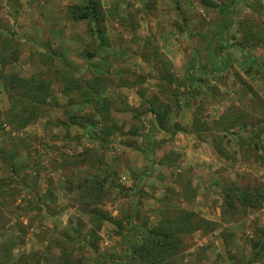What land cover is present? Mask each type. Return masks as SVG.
<instances>
[{"label": "rangeland", "instance_id": "rangeland-1", "mask_svg": "<svg viewBox=\"0 0 264 264\" xmlns=\"http://www.w3.org/2000/svg\"><path fill=\"white\" fill-rule=\"evenodd\" d=\"M88 1L0 0V264H106L182 212L163 264H264V0Z\"/></svg>", "mask_w": 264, "mask_h": 264}, {"label": "trees", "instance_id": "trees-1", "mask_svg": "<svg viewBox=\"0 0 264 264\" xmlns=\"http://www.w3.org/2000/svg\"><path fill=\"white\" fill-rule=\"evenodd\" d=\"M72 18L78 21L95 22L102 19V9L96 0H89L84 7H73L70 11ZM234 12H232V15ZM230 22L229 27H232ZM45 93V87L38 89L31 87L29 93L24 94L30 101H35L37 106L41 103L37 99L41 96L37 93ZM44 101V100H43ZM165 120V114L156 116V123L160 130L169 131L171 128L167 125L164 129L162 121ZM224 207H229L237 214H245V208L255 209L260 207V197L252 192H243L238 188L228 191L223 198ZM241 212V213H240ZM206 225V223L193 214L182 212L175 216H164L154 227L147 230L142 237L140 246L133 249L132 260L137 264H163L172 258L180 255L183 250V239L192 235ZM260 239H264V234H259ZM260 244L252 245L255 250ZM20 260L17 263L19 264Z\"/></svg>", "mask_w": 264, "mask_h": 264}, {"label": "crops", "instance_id": "crops-1", "mask_svg": "<svg viewBox=\"0 0 264 264\" xmlns=\"http://www.w3.org/2000/svg\"><path fill=\"white\" fill-rule=\"evenodd\" d=\"M99 236L104 238L103 234ZM105 243L107 250L114 254L112 261L106 264H130L133 261L130 253L141 244V236L132 233L117 236L109 235L106 237Z\"/></svg>", "mask_w": 264, "mask_h": 264}]
</instances>
